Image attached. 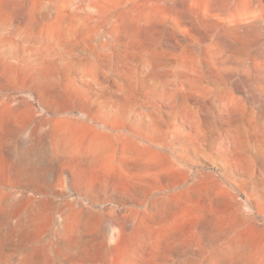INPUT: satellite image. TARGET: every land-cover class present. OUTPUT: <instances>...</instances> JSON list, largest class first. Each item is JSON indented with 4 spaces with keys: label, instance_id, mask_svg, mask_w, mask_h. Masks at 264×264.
<instances>
[{
    "label": "rangeland",
    "instance_id": "374dc122",
    "mask_svg": "<svg viewBox=\"0 0 264 264\" xmlns=\"http://www.w3.org/2000/svg\"><path fill=\"white\" fill-rule=\"evenodd\" d=\"M0 264H264V0H0Z\"/></svg>",
    "mask_w": 264,
    "mask_h": 264
},
{
    "label": "bare ground",
    "instance_id": "6f19581e",
    "mask_svg": "<svg viewBox=\"0 0 264 264\" xmlns=\"http://www.w3.org/2000/svg\"><path fill=\"white\" fill-rule=\"evenodd\" d=\"M3 15V14H2Z\"/></svg>",
    "mask_w": 264,
    "mask_h": 264
}]
</instances>
